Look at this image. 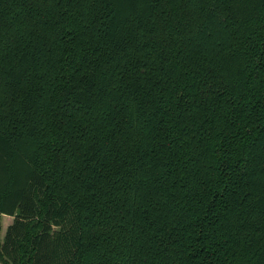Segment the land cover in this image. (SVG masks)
<instances>
[{"label":"trees","instance_id":"1","mask_svg":"<svg viewBox=\"0 0 264 264\" xmlns=\"http://www.w3.org/2000/svg\"><path fill=\"white\" fill-rule=\"evenodd\" d=\"M3 215L1 264H264V0H0Z\"/></svg>","mask_w":264,"mask_h":264},{"label":"rangeland","instance_id":"2","mask_svg":"<svg viewBox=\"0 0 264 264\" xmlns=\"http://www.w3.org/2000/svg\"><path fill=\"white\" fill-rule=\"evenodd\" d=\"M10 218L11 217L10 216H7V215H5V216L3 215L0 218L1 227H2V231H1V235H0L1 239H3L7 227L12 223V222L10 223ZM0 264H1V261H0Z\"/></svg>","mask_w":264,"mask_h":264},{"label":"crops","instance_id":"3","mask_svg":"<svg viewBox=\"0 0 264 264\" xmlns=\"http://www.w3.org/2000/svg\"><path fill=\"white\" fill-rule=\"evenodd\" d=\"M4 216H5V215H4ZM7 216H9V215H7ZM10 217L12 218V219L10 218V223H11V222H13V217H12V216H10Z\"/></svg>","mask_w":264,"mask_h":264}]
</instances>
